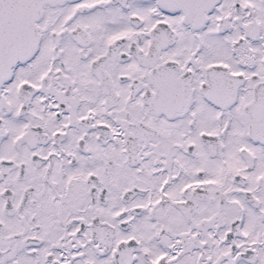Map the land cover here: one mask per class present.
I'll list each match as a JSON object with an SVG mask.
<instances>
[{
	"label": "snow or ice",
	"instance_id": "obj_1",
	"mask_svg": "<svg viewBox=\"0 0 264 264\" xmlns=\"http://www.w3.org/2000/svg\"><path fill=\"white\" fill-rule=\"evenodd\" d=\"M0 264H264V0H0Z\"/></svg>",
	"mask_w": 264,
	"mask_h": 264
}]
</instances>
